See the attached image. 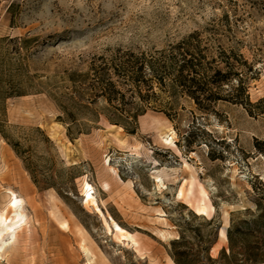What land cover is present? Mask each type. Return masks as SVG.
<instances>
[{
    "label": "rangeland",
    "instance_id": "374dc122",
    "mask_svg": "<svg viewBox=\"0 0 264 264\" xmlns=\"http://www.w3.org/2000/svg\"><path fill=\"white\" fill-rule=\"evenodd\" d=\"M194 34H200L209 49L208 61H219L221 49L234 50L254 65L251 103L264 100V0H0L1 71L6 80L10 74L26 77L33 84H23L34 90L9 99L0 119L12 137L31 140L28 145L36 149L43 172L39 179L58 181L65 169L72 171L62 175L64 179L80 175L70 205L63 202L93 241L98 264H148L139 260L133 239L157 264H169L167 250L178 232L168 217L166 223L156 219L157 207L167 208L175 220L190 211L216 217L215 225L226 230L232 217L255 211L254 201L264 195V103L253 110L254 116L226 102L205 114L188 97H180L172 119L149 110L138 119L136 135L101 117L86 134H74L70 140L67 126L58 121L61 112L50 97L53 91L79 90V99L90 104L96 71L118 65L129 53L148 58L169 54ZM155 93L164 105L172 101L156 85ZM97 106H105L104 100ZM34 128L53 146L26 131ZM167 128L177 133L179 152L162 144L159 135ZM3 149L34 185L0 134ZM185 162L196 171L195 181L183 170ZM161 167L177 171L162 173L167 189L159 191L151 174ZM34 187L36 196H42L44 191ZM46 224L26 231L8 264H87L74 234L65 235L50 220ZM116 226L124 232H117ZM161 230L169 233L167 240L155 236ZM225 247L219 233L212 256L217 258Z\"/></svg>",
    "mask_w": 264,
    "mask_h": 264
},
{
    "label": "trees",
    "instance_id": "16d2710c",
    "mask_svg": "<svg viewBox=\"0 0 264 264\" xmlns=\"http://www.w3.org/2000/svg\"><path fill=\"white\" fill-rule=\"evenodd\" d=\"M209 52L208 48L203 47L201 35L194 34L169 54L161 53L148 58L144 54L136 56L129 53L119 60L118 65H106L95 72L89 87L92 103L84 104L77 96L81 95L79 90L70 94L59 90L50 93L61 112L58 121L67 126L70 140L74 139V134H86L91 124L99 123L101 117L110 125L122 127L127 134L136 135L138 119L149 110L164 113L172 119V113L176 111V100L180 97H188L205 114L215 113V107L226 102L243 107L251 116L257 115L253 110L264 100L257 104L251 103L249 82L257 73L255 66L234 50L227 52L221 49L219 61L215 58L208 61ZM9 77L6 80L0 68V118L6 114L9 99L26 97L34 91L32 87L23 84L22 80L26 77L15 79L11 74ZM78 82L74 80L73 83L77 85ZM26 83L33 84L28 81ZM155 85L171 97L170 103L164 105L157 100ZM128 94L130 99L127 101ZM100 99L104 100L105 106H97ZM6 126V121L0 119L1 136L23 161L37 189L54 190L70 205L69 195L76 194L75 180L80 175L74 174L64 179L62 175L72 171L65 169L58 173V181L53 177L39 179L43 172L35 159L36 149L28 145L31 140L27 137H12ZM26 131L35 134L44 144L53 146L40 129ZM45 161L52 163V158H45ZM254 204L255 211L248 209L244 216L238 214L230 219L226 233L227 247L219 252L217 258L212 256V252L218 244L222 226L215 225L216 217L210 219L190 211L175 220L167 208H162L178 232V239L173 240L167 250L169 257L175 264H264V195L255 200ZM183 207L189 208L185 205Z\"/></svg>",
    "mask_w": 264,
    "mask_h": 264
},
{
    "label": "bare ground",
    "instance_id": "6f19581e",
    "mask_svg": "<svg viewBox=\"0 0 264 264\" xmlns=\"http://www.w3.org/2000/svg\"><path fill=\"white\" fill-rule=\"evenodd\" d=\"M159 137L166 148L179 152L176 146L178 136L172 128L163 130ZM106 165L120 180L117 170L110 166L109 160H106ZM183 170L189 174V180L195 181L197 173L188 162L183 164ZM173 171L177 170L161 167L152 172V180L159 191L167 189L162 173ZM87 199H93L92 193L87 194ZM156 209L158 212L156 219L166 223L168 220L164 210L160 207ZM47 220H50L51 224L57 226L65 235L74 234L79 239V250L86 258L87 264H98L99 257L93 241L74 215L67 210L58 194L54 190H46L42 196L37 197L34 185H30L25 180L11 155L4 149L0 150V264L10 263L11 256L16 255L19 250L22 236L33 227L32 225L44 228L47 226ZM116 230L119 233L124 232L119 226H116ZM225 231L223 228L222 243H226ZM155 236L161 240H167L169 233L161 230ZM132 242L140 252L138 258L141 262L157 264L155 259L145 253L144 246L138 240L133 239ZM167 261L169 264H175L169 256Z\"/></svg>",
    "mask_w": 264,
    "mask_h": 264
},
{
    "label": "crops",
    "instance_id": "0c3cea01",
    "mask_svg": "<svg viewBox=\"0 0 264 264\" xmlns=\"http://www.w3.org/2000/svg\"><path fill=\"white\" fill-rule=\"evenodd\" d=\"M226 233H227V229L225 231V237H226V243H227V236H226ZM221 234H222V230L220 231V239H221ZM217 246V245H216Z\"/></svg>",
    "mask_w": 264,
    "mask_h": 264
},
{
    "label": "water",
    "instance_id": "95a60500",
    "mask_svg": "<svg viewBox=\"0 0 264 264\" xmlns=\"http://www.w3.org/2000/svg\"><path fill=\"white\" fill-rule=\"evenodd\" d=\"M220 233V232H219Z\"/></svg>",
    "mask_w": 264,
    "mask_h": 264
}]
</instances>
